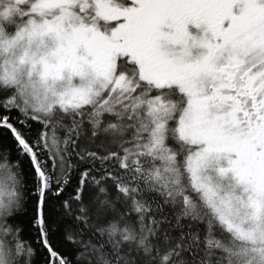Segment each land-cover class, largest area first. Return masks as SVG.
<instances>
[{"label":"snow or ice","instance_id":"snow-or-ice-1","mask_svg":"<svg viewBox=\"0 0 264 264\" xmlns=\"http://www.w3.org/2000/svg\"><path fill=\"white\" fill-rule=\"evenodd\" d=\"M0 264H264V0H0Z\"/></svg>","mask_w":264,"mask_h":264}]
</instances>
